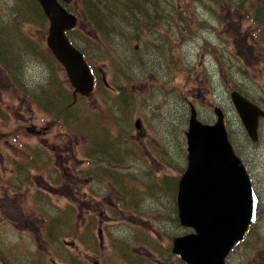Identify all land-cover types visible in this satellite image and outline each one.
Returning <instances> with one entry per match:
<instances>
[{"label": "rangeland", "instance_id": "1", "mask_svg": "<svg viewBox=\"0 0 264 264\" xmlns=\"http://www.w3.org/2000/svg\"><path fill=\"white\" fill-rule=\"evenodd\" d=\"M23 1L0 0V26L10 19L14 25L17 17L14 13L18 4L24 5ZM241 1L158 0L160 13L164 15L162 23L151 32L138 30L140 39L130 44L125 43L126 34L110 39L105 43L110 49L89 23L83 2L77 0L67 5L77 15L71 38L87 53L99 89L83 99L72 93L71 102L76 106L78 118L98 135L96 141L103 138L104 132L113 137L120 132L119 139L112 138L115 147L111 149L113 155L106 158L108 161L102 152L94 150L96 142L90 143L92 130L85 131L83 138L82 134L75 136L52 122L48 124L46 115L22 92L16 91L0 70L1 252L7 255L16 249L34 255L44 247V264H79V259L86 264L84 253L95 255L101 263L106 258L113 264L120 262L118 251L128 243V250L138 255L142 264H185L170 252L171 241L190 233V229L172 223L173 214L177 217V184L172 196V189L166 190L160 177L166 175L164 180L169 178L170 182L185 169L184 132L191 103L204 123L214 122L215 106L222 109L228 139L258 196L257 220L243 241L229 252L227 263L264 264V118L259 120L258 140L251 142L229 96L231 90H237L264 109V41L254 37L257 30L251 19L256 17L253 8L244 3L251 14L244 13L239 7ZM250 1L255 7L264 6V0ZM16 20L19 23L15 28L19 26L28 34L36 50L18 43L21 39L16 38L15 30L5 24L7 43H17L10 47L18 59L17 63L7 62L10 70L14 73L18 66V75L23 72L29 93L34 83L44 85V93L56 98L60 93H71L73 89L62 66L38 57L52 56L45 42L47 26L43 30L42 21L37 18L36 22ZM119 30L128 34L131 31L127 24H122ZM105 55V59L99 58ZM121 92L125 102H120ZM55 106L62 108L61 103ZM136 119L141 123L139 129L134 127ZM33 128L42 132H32ZM13 141L24 147L31 145L39 155H43L44 148L47 156L44 166H33L32 173L18 178L21 185L16 191L9 162L19 152L14 150ZM89 144L91 151L88 149L84 156L83 149ZM111 164L118 165L114 168L117 178L126 174L124 183L132 193L128 206L123 199V181L109 193V181H114V176L102 171L105 168L109 173ZM85 174L96 181L84 178ZM41 179L44 187L36 182ZM35 190L42 195L35 194ZM44 192L48 199L44 198ZM29 194L33 207L44 208L40 210L44 222L39 210L36 213L29 206ZM20 202L31 212L29 223L19 216ZM90 217L95 220L92 228ZM45 225H52V230L45 232L48 228ZM89 234L93 244L89 243ZM141 241L152 245L146 246Z\"/></svg>", "mask_w": 264, "mask_h": 264}, {"label": "water", "instance_id": "2", "mask_svg": "<svg viewBox=\"0 0 264 264\" xmlns=\"http://www.w3.org/2000/svg\"><path fill=\"white\" fill-rule=\"evenodd\" d=\"M47 20L46 45L61 64L73 95H88L94 78L82 53L66 31L77 18L60 3L72 0H37ZM231 102L252 142L264 109L236 90ZM216 121L202 123L190 105L186 141V166L177 182L176 211L180 225L191 233L172 239L171 251L188 264H226L225 256L256 219L257 197L240 158L235 154L223 123V112L214 108ZM139 129L140 120L134 121Z\"/></svg>", "mask_w": 264, "mask_h": 264}, {"label": "trees", "instance_id": "3", "mask_svg": "<svg viewBox=\"0 0 264 264\" xmlns=\"http://www.w3.org/2000/svg\"><path fill=\"white\" fill-rule=\"evenodd\" d=\"M75 1H77V0H75ZM81 1L83 2L84 7H82V8H83V11L85 12V15H87L89 23L91 24V26L93 28H95L100 33L101 40H102L104 45L108 40L118 39V36H124L125 34L128 35L127 37L124 38L125 43L130 44L133 40H139L140 39V36L137 33L138 30L142 29V30H146V31L151 32V30L154 26L158 25L159 23L161 24L162 21L164 20V15L162 13H160V7H159L158 0H81ZM246 2L249 3V7L253 8L252 11H254L256 14L255 18L251 17L253 23L256 25V30H257V33L254 34V37L256 39L257 36H259V38L261 37L262 40L264 41V6L263 7H255L254 2H251L250 0H242L239 3V7H240V9L244 10L243 11L244 13H247V14H251V13H248L247 12L248 8L246 9L244 6V3H246ZM23 4L24 5H22L20 3V5L18 4V6H17L19 9L17 12L14 13V16H17L15 18L14 25L10 24V20H11L10 19L8 22L6 21L7 23H4V25L1 24L2 26H0V68L9 77L10 82L16 88V90L27 94L28 97L33 102V104L36 107H39L44 112V114L47 117L46 121H49L48 124H50L52 122L57 128L63 129L67 132H70L75 136H79V134H82L83 138H85L86 136H84L83 133L85 131L89 132V129L90 130H92V129L89 128V126L83 124V122L78 118L79 115L76 112V106L74 107V103L71 102L72 91H71V93L68 92V94H64V95L62 93L58 92L60 94L56 98V95L44 93V90H45L44 85H37L36 83H34L33 86H31V88L33 90H31V93L28 94L25 90V87L27 85L25 82H23L24 81L23 80V76H24L23 72L19 73L20 76L18 75V72H19L18 66L17 67L15 66V68L12 67L15 70L14 73L12 71L13 69L10 70L9 66H11L10 63H13L12 59L14 58L13 54L11 53L10 47L17 45V43H15L14 45H10L7 43V34L4 32V27L6 26L5 24H8V27L15 30L16 38L21 39V40L18 39V41H17L18 43H20L22 45H26L27 48H30V49L32 48L35 51L36 50V48L34 46L35 44L32 43V40L30 39V37H28V34L23 32L19 28V26L17 28H15L16 23H19L16 19L19 18V19H23L26 21L36 22V18H37L39 22L42 21L43 30H44V28H46L47 23H48L44 13L42 12V10H41L38 2H37V0H25V1H23ZM67 5H66V7L69 10ZM122 24H127L130 26L131 31L129 30V34H128V32H126L124 30H121V31L119 30V28L122 26ZM186 28L189 31V27L186 26ZM16 29H19L21 32H17ZM74 31H75V28H72L66 34L69 37L71 43L77 47L76 42H74V40L71 38ZM124 39H122V40L124 41ZM105 46L107 47V45H105ZM134 48H137V46H134ZM78 49H80V51L83 53V55L86 59L87 53L81 48H78ZM107 49H110V48L107 47ZM48 56L49 57H46L43 54V55H40L38 57H41V60H43V61H44V59L47 58L49 64L56 63V60L53 58V56H50V54ZM106 56L107 55L100 56L99 58L105 59ZM96 57H97V55H96ZM17 61H18V59H16V63H17ZM7 62H10V63H7ZM87 62L91 66V61L87 60ZM119 71L121 72V68ZM95 77H96V80H98L97 75ZM94 89L96 91H99L96 84L94 86ZM70 96H71V98H69ZM80 97L82 99L84 98L83 96H80ZM123 97H124V94L121 92L120 98L122 100H120V102H122V101L125 102V98L123 99ZM54 98H56V99L53 100ZM57 103H61L62 108L55 106ZM82 129L84 131H82ZM92 132H93V130H92ZM122 133H123V131H121V135H122ZM104 134L105 135L103 136V138H101L100 140L98 139L96 141V138L98 135H96V132L94 131L93 135L91 136L90 143H93V140H94L96 142V147H97V148H94V150H96L97 152H102L104 155L105 161H108L109 159H106V158H108V156L113 155L111 149L114 150V147H115V143L114 142L112 143V138L119 139L118 136L120 135V132H119L117 137H113L112 134H106L105 132H104ZM88 140H89V137H88ZM97 144H98V146H97ZM91 146L89 144L86 147V150L84 147L83 152H82V154L84 156H87L86 152L88 151V149L91 151V148H92ZM106 151H109V152H106ZM122 157L123 156H121L120 158H122ZM46 160H47V156L45 155L44 156V164L46 163ZM115 167H118V165L111 164V169H110L109 173H108V171L105 170V168H103L102 174L104 173L106 175L109 174L111 176H114V181H109V184L111 186V188L109 189V193L112 192L113 188H115L118 185H121L120 181H123V184H124V189H123L124 197H123V199L126 201L125 206H128V197H130L132 195V193L130 194L129 189L126 188L125 183H124V178L126 177V174L123 177L121 176L122 179H121V177L117 178L115 176V170H114ZM81 171L83 172L84 170H81ZM122 171H120V172H122ZM88 175L89 174H85L84 178L91 179L94 182L96 181L95 177L88 176ZM165 177H166V175L160 177V180H162L161 184L163 186H165L166 190H168V191H170L172 189L171 192H172V196H173L174 190H175V187H176V184H177L179 177L174 176L173 178L170 179V182L168 180L169 178L165 181L164 180ZM112 197L115 198L116 196L112 195ZM44 198L48 199V195L45 192H44ZM120 201L124 202L121 198H120ZM73 209L74 208H72V210ZM171 210L173 212V210H174L173 206H172ZM172 223L174 225H177V223H178V219L174 214H173ZM45 226L48 227L47 229H45V232L52 230L51 229L52 225H50V226L45 225ZM56 227L58 229L61 228L60 226H56ZM89 240H92L90 234H89ZM141 242H143L146 246L152 245L151 242H149V241L148 242L141 241ZM127 244H124V246L121 248V250L118 251L121 254V256H124V254L126 255L128 253H129V255L132 254L131 251L128 250ZM132 256H134V255H132ZM156 256H157V252H156ZM135 258L140 260L138 255H136Z\"/></svg>", "mask_w": 264, "mask_h": 264}, {"label": "flooded vegetation", "instance_id": "4", "mask_svg": "<svg viewBox=\"0 0 264 264\" xmlns=\"http://www.w3.org/2000/svg\"><path fill=\"white\" fill-rule=\"evenodd\" d=\"M13 57L14 58L12 59V61L14 63V62H16V58L14 55H13ZM0 70H1V68H0ZM43 128H44V126H43ZM31 131L38 133V131L42 132V129H38V131H35V129L33 128V129H31ZM14 139L17 140V137L15 136ZM13 142L16 144L14 146L15 147L14 150L16 152H19V154H14L12 156V158L10 159V162H9L13 166L11 168L12 169L11 177L13 176L12 177L13 180L16 179V181H14V183H13V185L16 186V189H14L16 191L17 189H19V186L21 185L20 181L18 180L19 177H23V176L27 177L28 174L32 173V167L33 166H36V167L37 166L38 167L44 166V148L42 149L43 155H39L38 153H36V151H34L31 148V145H30V147H28V145L26 144V146L24 147L16 141H13ZM42 142H44V140H42ZM52 148H54V147H52ZM36 159L40 160L39 162H42V164H39V162H37ZM36 182H38V185H40V187L41 186L44 187V179H41V180L36 181ZM34 193L37 195H42L41 194L42 192L39 193L38 190H35ZM27 198L29 200V204H30L29 206H31L32 210L37 213L39 208L37 210L35 207H33V205H32L33 199L31 197V194H29ZM40 205L42 206V204H40ZM18 206L20 207V209H19L20 210V215H19L20 218L25 220V221H28L27 223H29V221H30L29 217L31 216V212H29L26 209L27 205L25 203L20 202L18 204ZM43 209L44 208H41L40 210H43ZM40 210H39V213L42 216L40 218L44 222V214L41 213ZM86 223H87V220H86ZM93 226H95V220L93 217H90L89 218V228H92ZM85 229L87 230L86 225H85ZM86 230H84L83 233H85ZM43 231H44V228H43ZM82 236H84V235H81L79 237L82 240V242H84L83 239L85 237H82ZM99 237L101 238V235ZM65 242H66V240L64 239L63 243H65ZM89 243L93 244V241L89 240ZM11 252L7 253V255L9 256L8 257L6 254H4V252L0 251V261L3 264H44V247H42V249H40L39 252L35 253L34 255L32 253L27 254V251H20V250H16V249L14 250V252L13 251H11ZM168 252H169V250H168ZM170 252L172 253V251H170ZM71 254H73V253H71ZM132 255L133 254L129 255V253L126 255L124 254V256H121L120 262L119 261L114 262L113 264H142L140 260H138L137 258H135V256H132ZM154 255H156V253H154ZM167 258H170V257H167ZM83 261H85L86 264H111L106 258L104 259L103 263H101L95 255L87 254V253H84ZM158 261H159V259H158ZM78 262H79V264L83 263V262H80V259ZM226 264H228L227 259H226Z\"/></svg>", "mask_w": 264, "mask_h": 264}]
</instances>
